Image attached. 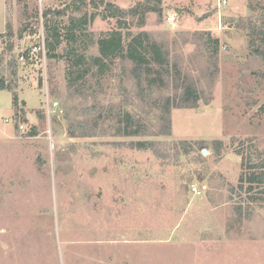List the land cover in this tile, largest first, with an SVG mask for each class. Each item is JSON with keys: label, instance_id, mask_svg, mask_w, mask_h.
I'll return each mask as SVG.
<instances>
[{"label": "rangeland", "instance_id": "rangeland-1", "mask_svg": "<svg viewBox=\"0 0 264 264\" xmlns=\"http://www.w3.org/2000/svg\"><path fill=\"white\" fill-rule=\"evenodd\" d=\"M72 1L0 0V73L11 85L0 90V264H264V194L254 200L237 187L248 161L264 166V43L250 42L251 23L264 25V0H161L141 24L126 17L203 93L197 106L171 109L168 134L158 109L137 97L130 62L114 59L99 80L87 77L94 94L71 97L61 56L35 48L20 57L42 46V11L63 10L57 20L66 24L80 14L67 8ZM116 26L95 17L87 57ZM207 35L219 41L215 60ZM165 80L152 97L180 93ZM48 99L63 111L47 110ZM121 104L141 114L150 135L118 133ZM94 115L101 119L89 122ZM138 139L155 150L132 148Z\"/></svg>", "mask_w": 264, "mask_h": 264}, {"label": "trees", "instance_id": "trees-1", "mask_svg": "<svg viewBox=\"0 0 264 264\" xmlns=\"http://www.w3.org/2000/svg\"><path fill=\"white\" fill-rule=\"evenodd\" d=\"M160 3L161 0H143L130 8H123L107 0H73L67 8H71L74 12L78 11L80 14L69 16L66 24H62L61 21L57 20L58 16L64 14L63 10L55 11L46 8L41 15L44 28L43 46L46 55L51 58L61 56L65 60L67 64L66 86L71 97H77L78 94L85 96V90L88 89L94 94L95 90L85 85L87 77L92 75L99 80L114 59L119 58L123 63L130 62L132 65L130 72L137 83V97L145 102L150 101L149 104L158 109L160 133L168 134L171 125V109L178 106L195 107L201 100L203 93L187 75L180 72V68L175 62L170 61L169 53L162 43L151 38L146 31L133 33L129 29L127 16H138V24H141L147 12L160 13ZM86 6L96 8L97 11H84L83 7ZM99 6L102 7L101 10L98 9ZM98 15L103 19L115 18L117 26L96 40L98 54L87 57L84 51L88 47V43L93 41V36L88 31V25ZM36 21H38V18ZM27 29V25L22 27L19 36H22L21 33ZM251 35H255L257 38H252L250 42L253 43L259 39L264 43V25L259 26L251 23ZM0 36H2V33H0ZM206 40L212 48L215 60L219 41L209 35L206 36ZM32 47L27 51H23L20 56L28 59ZM60 47L62 51L58 53L57 50ZM257 52L260 53L261 51ZM262 54L264 55V53ZM165 78L172 79L175 90H180V93L174 91L172 95L152 97L154 87L166 86ZM4 89H11V85L6 80L5 75L0 73V90ZM12 100L15 105L17 96L14 91ZM58 103L63 111V104L61 106L59 101ZM94 111L96 112L95 108ZM42 112L39 111L38 115L42 120L41 122L45 123L44 110ZM17 114L18 112L15 110L14 115L17 116ZM114 116L119 134L127 136H147L151 134L150 127L141 114L126 109L122 104ZM53 117L56 120V117ZM92 119L97 122L101 118L99 115H94L89 122ZM35 130V127H31L28 134L34 135ZM186 144V141L178 143L179 146H185ZM199 144L200 146L203 145L202 142H199ZM130 145L138 150H155V142L149 139L131 141ZM246 165L247 169L240 173L237 187L246 194H250L249 197L253 199L260 198L257 194H264L263 163L253 165L248 161ZM241 208L242 205H238L240 217L242 215Z\"/></svg>", "mask_w": 264, "mask_h": 264}, {"label": "built area", "instance_id": "built-area-1", "mask_svg": "<svg viewBox=\"0 0 264 264\" xmlns=\"http://www.w3.org/2000/svg\"><path fill=\"white\" fill-rule=\"evenodd\" d=\"M225 3H226V0H218V4H225ZM167 20L169 21V23L174 24V22L177 20V18H176V13H175L174 11L170 12V13L167 15ZM35 48H38L39 51H42V52L44 53L43 40H42V46H40V45H35V46L32 47V49H31L30 52H29V58H30V56H32V54H34V53H33V50H34ZM20 57H21L22 59H24V56H20ZM48 100H49V99H48ZM48 103H50V104H48L47 110H49V109L52 108V110H53L54 112H56V111L61 112V111H62V108L60 107V105H59V103H58L57 100H52V101L49 100ZM47 113H48V111H47ZM5 121H7V119H6ZM20 128H23V125H20ZM191 189H192V190H195V186L192 185Z\"/></svg>", "mask_w": 264, "mask_h": 264}, {"label": "water", "instance_id": "water-1", "mask_svg": "<svg viewBox=\"0 0 264 264\" xmlns=\"http://www.w3.org/2000/svg\"><path fill=\"white\" fill-rule=\"evenodd\" d=\"M202 153L205 154L206 153V150H202Z\"/></svg>", "mask_w": 264, "mask_h": 264}]
</instances>
